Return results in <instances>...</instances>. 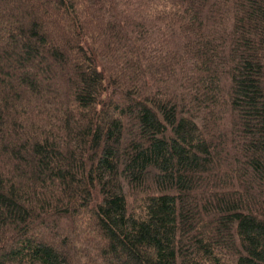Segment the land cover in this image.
I'll use <instances>...</instances> for the list:
<instances>
[{
    "label": "trees",
    "instance_id": "obj_1",
    "mask_svg": "<svg viewBox=\"0 0 264 264\" xmlns=\"http://www.w3.org/2000/svg\"><path fill=\"white\" fill-rule=\"evenodd\" d=\"M0 264H264V0H0Z\"/></svg>",
    "mask_w": 264,
    "mask_h": 264
}]
</instances>
